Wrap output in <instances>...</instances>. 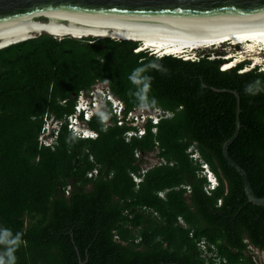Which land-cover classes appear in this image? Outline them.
<instances>
[{"label":"trees","instance_id":"16d2710c","mask_svg":"<svg viewBox=\"0 0 264 264\" xmlns=\"http://www.w3.org/2000/svg\"><path fill=\"white\" fill-rule=\"evenodd\" d=\"M141 43L43 33L0 47V229L23 234L16 264H78L79 257L83 264H213L201 256V238L216 245L227 260L221 264H257L249 245L264 256V205L248 201L222 153L235 129V90L240 127L228 153L263 196L264 69L247 68L250 59L221 69L226 59L210 58L209 46L183 59L135 50ZM137 68L150 77L148 108L171 115L148 119L140 136L126 140L138 126L117 124L107 102L105 121L99 113L87 121L95 138L76 137L64 123L54 148L38 144L43 116L62 119L78 92L96 83L123 102V113L141 107L143 86L130 79ZM190 147L218 179L210 193ZM151 152L164 162L136 183L131 173Z\"/></svg>","mask_w":264,"mask_h":264},{"label":"water","instance_id":"95a60500","mask_svg":"<svg viewBox=\"0 0 264 264\" xmlns=\"http://www.w3.org/2000/svg\"><path fill=\"white\" fill-rule=\"evenodd\" d=\"M39 28L41 30L34 35L1 43L9 36ZM45 28L106 31L109 33H88L85 36L135 40L140 39L112 35L111 32L174 37L264 32V0H0V47L43 33L52 34ZM232 92L237 101L235 129L224 141L222 153L241 176L248 201L264 205V195L254 193L245 170L228 153V146L240 127V99L235 90ZM78 264H83L80 257Z\"/></svg>","mask_w":264,"mask_h":264},{"label":"built area","instance_id":"2783aa9c","mask_svg":"<svg viewBox=\"0 0 264 264\" xmlns=\"http://www.w3.org/2000/svg\"><path fill=\"white\" fill-rule=\"evenodd\" d=\"M61 37L60 35H58ZM183 59H195L197 58V54H189L183 53L181 55ZM107 102L111 103L112 113L117 117V124H122L126 122L130 125L138 126L137 129H128L124 132V136L126 140H128L132 135L140 136L143 130V123L148 119L151 120L153 124L157 123L159 118L162 116H169L171 113L169 111H164L158 107L153 108H133L125 113H123V102L113 96V94L109 91L107 86L103 83H96L91 86L88 91L80 90L76 96V101L74 104L73 112L65 115L62 119H56L52 115L45 114L43 116V123L40 129V133L38 135V144L41 146H49L54 148L56 144V138L58 135V131L60 127L66 123L67 130L72 135L79 138H95L97 136V131L90 128L87 124V121L92 117L93 114L99 113L101 116V120L105 121L107 114L105 112V106ZM152 130L155 132L156 127H153ZM84 133H89L90 135L85 136ZM192 147L188 149L190 156L194 161L199 163V169L197 171V175L199 177L205 178V183L203 185V189L210 193L218 186V179L215 173L211 170L210 166L206 161H204L198 152L195 150L191 151ZM140 151L135 152V156L140 157ZM147 155H152L155 157L154 162L147 163L145 160ZM143 157V163L140 165V170L138 174L131 173L133 180L138 183L141 181L143 174L146 170L151 167L155 163H160V161L164 162L163 159H159L156 157L155 152H151ZM98 173V167L95 166L91 170L87 172L88 177L95 176ZM188 189V186H183ZM65 193H69V187L65 189ZM158 194L160 196L164 195V191H159ZM220 203V199L217 201ZM178 220L182 222V219L178 217ZM197 246L201 252V256H203L206 260L213 262V264H221L227 263L225 257L220 256L217 252L216 245L208 242L205 238H201L197 241ZM250 253L253 255L255 260V253L259 249L254 247L253 245L248 246ZM260 251V250H259ZM262 254L263 252L260 251ZM257 263V261L255 260Z\"/></svg>","mask_w":264,"mask_h":264},{"label":"bare ground","instance_id":"6f19581e","mask_svg":"<svg viewBox=\"0 0 264 264\" xmlns=\"http://www.w3.org/2000/svg\"><path fill=\"white\" fill-rule=\"evenodd\" d=\"M50 33L55 36L64 35L66 33L74 35V36H85L88 33H109L106 31H84V30H62L55 28H45ZM41 28L34 29L30 31H26L23 33H19L16 35L9 36L1 43L8 41L11 38H26L30 35H34L39 32ZM112 35L118 34V36H128L134 37L136 39H140L143 44L148 46H153L159 51L168 52V51H180L182 48L189 47H207L211 45L221 44L223 42L232 41L234 44H244L245 50H257L255 45L260 46L261 50L264 49V32H252V31H243V32H234V33H224V34H211V35H198V36H184V37H174V36H164V35H155V34H145V33H136V32H111ZM220 38H223L220 40ZM225 38V39H224ZM0 43V44H1ZM261 43V44H260ZM188 50V49H187ZM259 53V52H258ZM257 53V54H258ZM260 54V53H259ZM253 57L255 59L259 58L258 55L254 54ZM227 58L225 63H222V68H229L233 64H235L238 59L232 60L231 55L227 54L225 56Z\"/></svg>","mask_w":264,"mask_h":264},{"label":"clouds","instance_id":"9594fccd","mask_svg":"<svg viewBox=\"0 0 264 264\" xmlns=\"http://www.w3.org/2000/svg\"><path fill=\"white\" fill-rule=\"evenodd\" d=\"M144 71V68H137L130 79L134 84L143 86L140 89L139 99L141 101V107L147 108L149 104L146 94L150 87V77L142 76L141 74ZM246 91H250V89H246ZM191 151H193V148ZM22 235L20 232L13 234L10 229H0V245H3L5 248L4 252L0 254V264H16L15 251L22 243Z\"/></svg>","mask_w":264,"mask_h":264},{"label":"rangeland","instance_id":"374dc122","mask_svg":"<svg viewBox=\"0 0 264 264\" xmlns=\"http://www.w3.org/2000/svg\"><path fill=\"white\" fill-rule=\"evenodd\" d=\"M243 46H244V44L240 43L238 46H236V48H234L229 43H223V44H217V45L209 46V47H207V49L212 51L210 53V55L214 54V56H218V57L221 56V57L225 58V56L227 54H229V55H231L232 60L238 59L239 61H241L242 59H247V60L250 59L249 64H247V68L252 67L254 65H257L259 68L263 69L264 68V52H263V50H261L260 46L255 45L257 50H254V51L250 50L248 52L244 51L243 53H241L240 52L241 50L246 49ZM204 48L205 47L200 46V47H196L195 49H192V51L186 50L184 53H189V54L195 53L198 55L200 53L202 54V53L207 52V49H204ZM193 51H195V52H193ZM219 54H222V55H219ZM254 54L258 55L259 58L255 59L253 57ZM239 61H237V62H239ZM145 159H146L145 161L147 163H152V162H154L155 157L152 155H147ZM254 257H255V260L257 261V264H264V256L259 250L256 251Z\"/></svg>","mask_w":264,"mask_h":264},{"label":"snow or ice","instance_id":"6c2138e0","mask_svg":"<svg viewBox=\"0 0 264 264\" xmlns=\"http://www.w3.org/2000/svg\"><path fill=\"white\" fill-rule=\"evenodd\" d=\"M85 136L90 135L89 133H84Z\"/></svg>","mask_w":264,"mask_h":264}]
</instances>
